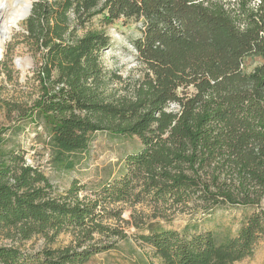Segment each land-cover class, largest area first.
<instances>
[{
    "label": "trees",
    "instance_id": "1",
    "mask_svg": "<svg viewBox=\"0 0 264 264\" xmlns=\"http://www.w3.org/2000/svg\"><path fill=\"white\" fill-rule=\"evenodd\" d=\"M98 16L105 26L142 22L133 46L144 74L131 96L107 89L100 60L110 38L86 28ZM23 23L38 96L8 108L43 124L53 166L72 170L99 131L136 136L140 148L108 187L79 198L75 183L55 194L41 170L3 150L8 128L0 127V233L18 242L68 229L88 237L107 230L102 221L115 203H192L204 212L241 205L253 211L222 242L209 230L154 225L139 238L160 264H235L252 255L264 240V0H36ZM252 55L261 62L245 72ZM112 247L30 253L0 245V264H84Z\"/></svg>",
    "mask_w": 264,
    "mask_h": 264
},
{
    "label": "rangeland",
    "instance_id": "2",
    "mask_svg": "<svg viewBox=\"0 0 264 264\" xmlns=\"http://www.w3.org/2000/svg\"><path fill=\"white\" fill-rule=\"evenodd\" d=\"M12 1V0H11ZM36 0H30L33 2ZM24 20L11 26L8 36L0 38V127H7L3 150L15 151L24 162L38 168L48 178L55 194H64L75 183L78 197L94 198V192L106 188L122 171L124 158L140 148L136 136H113L106 131L96 132L88 150L80 156L72 170H57L51 163V150L47 131L41 122L20 119L8 104L30 105L38 96V81L34 76L37 59L23 42ZM142 22L135 19H118L105 26L101 17H94L88 29H103L110 45L102 52L101 65L109 92L131 96L143 78L144 66L138 59L133 41L140 35ZM78 29L77 34H82ZM261 62L258 56L243 60V70L250 72ZM191 92V88L188 89ZM167 110L176 111L175 105ZM112 213L104 218L106 231H95L90 236L77 230H63L49 237L38 235L27 241H12L0 233V245H15L30 253L46 248L82 250L89 244L111 243L113 247L94 254L84 264H160L153 250L139 236L147 234L151 225L191 233L211 231L218 242L233 236L253 209L241 205H223L204 212L192 203L186 205L155 204L148 200L138 203H115L107 207ZM107 231L115 232L107 237ZM235 264H264V240H260L252 255Z\"/></svg>",
    "mask_w": 264,
    "mask_h": 264
},
{
    "label": "bare ground",
    "instance_id": "3",
    "mask_svg": "<svg viewBox=\"0 0 264 264\" xmlns=\"http://www.w3.org/2000/svg\"><path fill=\"white\" fill-rule=\"evenodd\" d=\"M26 0H6V6L4 7V16L1 21L0 29H2L4 32H8L11 26L14 24H17V21H13L10 19V16L15 13L14 5H24ZM27 8H21L20 14L23 15L26 12ZM11 25V26H9ZM6 39V38H5ZM2 41L0 40V58H1V52H2Z\"/></svg>",
    "mask_w": 264,
    "mask_h": 264
},
{
    "label": "clouds",
    "instance_id": "4",
    "mask_svg": "<svg viewBox=\"0 0 264 264\" xmlns=\"http://www.w3.org/2000/svg\"><path fill=\"white\" fill-rule=\"evenodd\" d=\"M6 6V0H0V8H3ZM30 6V0H26L24 5H14L15 13L10 16V19L13 21H19L23 19V16L20 14V9L27 8ZM11 26V25H9Z\"/></svg>",
    "mask_w": 264,
    "mask_h": 264
},
{
    "label": "water",
    "instance_id": "5",
    "mask_svg": "<svg viewBox=\"0 0 264 264\" xmlns=\"http://www.w3.org/2000/svg\"><path fill=\"white\" fill-rule=\"evenodd\" d=\"M31 8H32V2H30V6L27 7L26 12L22 15L23 19H21V20H24L25 18L28 17V15L30 14ZM3 16H4V7L0 8V25H1V21L3 19ZM7 36H8V32H4L2 29H0V38H6Z\"/></svg>",
    "mask_w": 264,
    "mask_h": 264
}]
</instances>
